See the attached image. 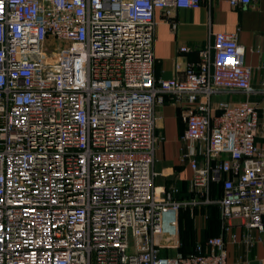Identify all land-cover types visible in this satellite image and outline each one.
Listing matches in <instances>:
<instances>
[{"label":"built area","instance_id":"1","mask_svg":"<svg viewBox=\"0 0 264 264\" xmlns=\"http://www.w3.org/2000/svg\"><path fill=\"white\" fill-rule=\"evenodd\" d=\"M202 1L0 0V264H228L221 236L179 252L178 213L202 205L264 233L257 110L211 100L250 93L237 34H213L182 80L153 75L156 12ZM163 94L186 102L188 201L154 182Z\"/></svg>","mask_w":264,"mask_h":264},{"label":"crops","instance_id":"2","mask_svg":"<svg viewBox=\"0 0 264 264\" xmlns=\"http://www.w3.org/2000/svg\"><path fill=\"white\" fill-rule=\"evenodd\" d=\"M155 17L158 22L153 48L155 79L182 80L186 64L200 61L201 52L212 45L213 34H237L238 42L244 48V64L252 70L250 93L217 94L211 100L213 105L247 101L255 106L258 113L255 143L264 148V0H253L248 6L236 8L230 7L228 0H203L197 10H174L168 20L157 11ZM171 22L175 24L174 28ZM183 47L188 51L181 52L180 48ZM177 63L181 65L178 71L175 70ZM161 98V103L155 108L156 135L159 138L155 152V186L167 192L174 189V199L188 201L195 195L190 191V164L183 158L190 146L183 140L186 102L184 99L178 102L170 94H163ZM198 161L201 164L202 158L198 157ZM220 195V186L213 184L211 198L217 199ZM228 225L227 229L216 206L181 209L177 216V227L183 247L179 252L190 254L197 243L209 237L221 236L228 264H264V233L259 235L254 230L246 231L236 222ZM170 228L168 225L167 229ZM248 235L249 242L246 239Z\"/></svg>","mask_w":264,"mask_h":264},{"label":"rangeland","instance_id":"3","mask_svg":"<svg viewBox=\"0 0 264 264\" xmlns=\"http://www.w3.org/2000/svg\"><path fill=\"white\" fill-rule=\"evenodd\" d=\"M178 232H179V230H178ZM181 247H183V246H182V243L180 241V248L179 249H181ZM160 252H161V255L163 257H171L176 253L174 250L170 249V247H168L167 245H162L160 248Z\"/></svg>","mask_w":264,"mask_h":264},{"label":"trees","instance_id":"4","mask_svg":"<svg viewBox=\"0 0 264 264\" xmlns=\"http://www.w3.org/2000/svg\"><path fill=\"white\" fill-rule=\"evenodd\" d=\"M182 246H183V243H182ZM182 248V247H181Z\"/></svg>","mask_w":264,"mask_h":264}]
</instances>
